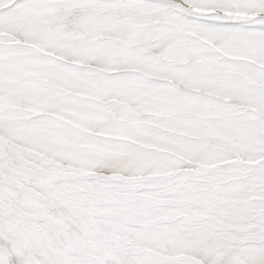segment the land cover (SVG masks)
Segmentation results:
<instances>
[{
  "label": "snow or ice",
  "instance_id": "6c2138e0",
  "mask_svg": "<svg viewBox=\"0 0 264 264\" xmlns=\"http://www.w3.org/2000/svg\"><path fill=\"white\" fill-rule=\"evenodd\" d=\"M0 264H264V0H0Z\"/></svg>",
  "mask_w": 264,
  "mask_h": 264
}]
</instances>
